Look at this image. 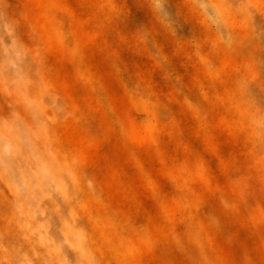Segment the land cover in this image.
I'll use <instances>...</instances> for the list:
<instances>
[{
	"label": "clouds",
	"instance_id": "9594fccd",
	"mask_svg": "<svg viewBox=\"0 0 264 264\" xmlns=\"http://www.w3.org/2000/svg\"><path fill=\"white\" fill-rule=\"evenodd\" d=\"M140 15L148 22L133 27L132 42L179 93L183 77L153 35V22L172 40L187 37L192 49L188 59L194 58L193 66L208 85L201 86V96L210 102V91L216 101L209 111L184 96L198 127L211 136L216 117H209L216 112L226 124L222 139L241 155L264 160V0H145ZM117 48L105 54L103 72L88 64L85 52L73 49L77 91L69 93L49 63L50 48L36 38L35 29L22 33L0 11V264H73L68 252L76 254L75 264H102L104 253L97 256L99 249L93 250L88 233L75 221L77 210L90 203L101 208L110 204L106 173L81 147L66 143L64 133L70 127L86 125L89 132L98 127L102 132L90 135L89 142L103 146L106 166L112 167V156L124 157L139 178L147 179L131 114L142 117L137 127L152 144L159 132V101L125 63L139 54L119 42ZM137 67L134 63L133 69ZM124 101L127 111L121 110ZM164 114L174 119L166 109ZM199 169L204 170L202 161ZM233 183L239 186L240 181ZM219 203L221 214L236 211L223 193ZM219 224V216L210 215L209 226ZM141 232L140 243L162 255L147 229ZM172 240L183 253L179 237Z\"/></svg>",
	"mask_w": 264,
	"mask_h": 264
},
{
	"label": "rangeland",
	"instance_id": "374dc122",
	"mask_svg": "<svg viewBox=\"0 0 264 264\" xmlns=\"http://www.w3.org/2000/svg\"><path fill=\"white\" fill-rule=\"evenodd\" d=\"M144 5L145 0L0 3V11L16 22L22 33L34 28L36 38L48 45L49 63L69 93L77 91L73 82V49L85 52L88 64L103 72L107 67L105 54L118 50L119 42L139 54L129 56L125 63L159 101L155 144L137 127L142 117L131 114L130 126L147 179L139 178L134 165L126 163L124 157L117 160L112 156V167L106 166L103 146L89 142L90 135L102 132L98 127L91 132L86 125L65 131L66 143L81 147L90 162L106 173L111 198L106 208L90 203L78 209L75 224L86 230L90 246L94 251L99 249L97 256L104 253L102 264H264V160L241 155L234 145L223 140L221 133L226 124L216 112L209 117H216V130L211 136L198 127L184 96L209 111L215 108L216 101L210 91V102L201 96V86L208 85L198 66H193L194 58L188 59L192 49L187 37L178 42L172 40L153 22V35L158 36L172 66L183 77L182 93L176 91L173 83L161 79L160 68L141 58L147 53L133 44L132 38L133 27L138 22H148L147 16L140 15ZM134 63L138 65L136 69ZM127 109V102H122L121 110ZM165 109L174 119L165 118ZM201 161L203 171L199 169ZM236 180L240 181L239 186L233 183ZM221 193L235 204L234 213L221 214ZM210 215L219 216V227L209 226ZM3 223L0 220V226ZM141 228L147 229L156 246L163 250L162 255H153L140 243L144 235ZM173 235L184 245L183 253L175 250ZM68 257L75 264L76 254L68 252Z\"/></svg>",
	"mask_w": 264,
	"mask_h": 264
}]
</instances>
